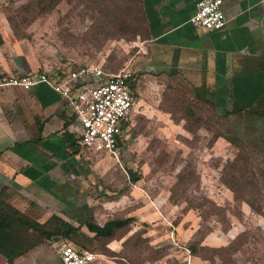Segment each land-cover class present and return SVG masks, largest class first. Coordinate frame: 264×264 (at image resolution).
I'll return each instance as SVG.
<instances>
[{"label": "rangeland", "instance_id": "374dc122", "mask_svg": "<svg viewBox=\"0 0 264 264\" xmlns=\"http://www.w3.org/2000/svg\"><path fill=\"white\" fill-rule=\"evenodd\" d=\"M30 3L0 0V22L20 41L22 62L36 66L30 71L126 68L136 102L116 157L82 149L49 168L45 183L14 186L8 201L26 217L42 223L55 214L79 231L39 239L12 264H60L61 243L99 254L98 264H264V119L223 115L228 98L248 104L263 89L258 73L243 87L214 86L212 74L185 57L181 39L151 38L126 0H60L42 13ZM262 51L250 66L264 64ZM202 83L214 90L213 104L195 97ZM251 108L264 111V95ZM89 214L99 225L134 221L96 238L82 224Z\"/></svg>", "mask_w": 264, "mask_h": 264}, {"label": "crops", "instance_id": "0c3cea01", "mask_svg": "<svg viewBox=\"0 0 264 264\" xmlns=\"http://www.w3.org/2000/svg\"><path fill=\"white\" fill-rule=\"evenodd\" d=\"M141 1L151 38L171 33L172 45L181 39L185 57L199 63L200 71L212 74L218 80L214 86L228 82L243 87L247 79H261L264 84L259 67L249 64L264 48V0H222L226 22L212 32L188 22L196 0ZM161 24L167 29H161ZM9 34L0 22V73L16 75L35 69L22 62V51L17 49L20 41L12 42ZM68 115L61 98L45 84L25 91L0 88V187L6 186L10 193L16 184L19 192L28 184L45 183L49 168H60L63 156H75L64 153L62 132H69V124L64 128L63 122Z\"/></svg>", "mask_w": 264, "mask_h": 264}, {"label": "built area", "instance_id": "2783aa9c", "mask_svg": "<svg viewBox=\"0 0 264 264\" xmlns=\"http://www.w3.org/2000/svg\"><path fill=\"white\" fill-rule=\"evenodd\" d=\"M188 22L207 32L225 25L222 0H196ZM49 86L63 101L73 119L69 132L81 150L117 156L122 138L129 134L136 102L134 74L126 68L105 70L99 65H77L57 71L38 70L20 74L0 73V88L29 90ZM60 264H98L99 254L72 243L58 248Z\"/></svg>", "mask_w": 264, "mask_h": 264}, {"label": "trees", "instance_id": "16d2710c", "mask_svg": "<svg viewBox=\"0 0 264 264\" xmlns=\"http://www.w3.org/2000/svg\"><path fill=\"white\" fill-rule=\"evenodd\" d=\"M31 1L32 3H30V5H35L37 9L36 13H42L50 11L60 0ZM126 3H129V5L132 6L135 5V7L139 9L141 18H143L144 20L146 34H149L148 21L145 15L144 8L142 6V1L126 0ZM123 6L125 7L126 4H124ZM6 20L10 22L9 18H6ZM259 71L264 75V64L259 67ZM194 95L197 99H202L208 103L213 104L214 102V90L208 88V86L203 83L197 87H194ZM262 95H264V87L248 104L238 101H230L228 98L226 102H229V106H224L223 115L228 116L237 113H244L264 119V111H259L251 108V105L258 101V99H260ZM184 112L186 116H183L182 118L187 121V116L191 114L190 106L186 105L184 108ZM72 119L73 118L69 116L68 120H64V128H66L68 124H70ZM62 136L66 141L64 153L68 156L77 155L81 151V148L77 144L76 136L71 132H67L66 130H63ZM6 188V186L0 187V255L4 258L7 264H12L14 259L32 249L39 239H50L54 237H63L70 239L73 235L78 234V226H73L68 221L56 216L55 214H52L49 220L42 223L26 217L18 208H16L13 204H11L10 201H8L9 193L6 192ZM133 221L134 218L130 216L125 218H111L99 225L93 221L91 215L89 214L83 219L82 224L84 225L86 230L92 234V237L109 238L114 231L126 227ZM28 233H33L35 235L33 238L34 241H31ZM78 247L82 246L78 245ZM187 249L190 254L195 255L196 250L193 245L188 244ZM119 264H122V262Z\"/></svg>", "mask_w": 264, "mask_h": 264}]
</instances>
